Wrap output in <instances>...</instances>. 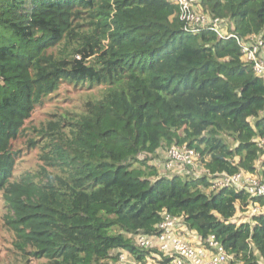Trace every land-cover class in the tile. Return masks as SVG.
Segmentation results:
<instances>
[{
  "label": "trees",
  "instance_id": "16d2710c",
  "mask_svg": "<svg viewBox=\"0 0 264 264\" xmlns=\"http://www.w3.org/2000/svg\"><path fill=\"white\" fill-rule=\"evenodd\" d=\"M200 4L241 38L264 30V0ZM62 84L102 92L48 123L41 169L17 173L13 141ZM263 108L264 80L235 41L185 32L170 0H0V199L40 264H146L157 258L133 236L157 234L164 212L214 235L229 264H264V199L237 222L250 197L209 189L221 174L264 179ZM172 145L204 174H160L153 161Z\"/></svg>",
  "mask_w": 264,
  "mask_h": 264
},
{
  "label": "built area",
  "instance_id": "2783aa9c",
  "mask_svg": "<svg viewBox=\"0 0 264 264\" xmlns=\"http://www.w3.org/2000/svg\"><path fill=\"white\" fill-rule=\"evenodd\" d=\"M170 1L177 6L178 19L183 23L185 32L197 34L206 29L219 39H233L241 59L251 64L254 74L264 80V30L241 38L224 19L204 13L201 0ZM261 116L264 117V108ZM255 142L259 148L264 149V139H256ZM197 160L198 154L194 150L185 145H172L165 152L162 167L165 171L178 168V173L188 174L194 171ZM225 187L244 191L250 197L247 209L249 216L261 213L262 207L253 203L252 199H264L263 178L239 172L234 175L221 174L210 180V191H219ZM157 227V234H137L133 236V241L139 248L152 249V256L160 261L165 259L164 264H226L229 260L224 247L214 235L202 239L186 228L179 218L164 212ZM124 254H119V261L124 260Z\"/></svg>",
  "mask_w": 264,
  "mask_h": 264
},
{
  "label": "rangeland",
  "instance_id": "374dc122",
  "mask_svg": "<svg viewBox=\"0 0 264 264\" xmlns=\"http://www.w3.org/2000/svg\"><path fill=\"white\" fill-rule=\"evenodd\" d=\"M101 92V88L90 92L85 88H77L62 84L48 103L33 112L30 119L25 122L22 134L13 141L14 150L19 151V156L15 164V171L17 173H24L25 171L31 173L38 172L42 165L40 160L42 154L40 147L45 141V136H41L40 131L46 130L47 124L58 120L60 115H77L81 113L85 101H87L89 97L91 98L92 95L99 98ZM32 141L35 142V145L31 144ZM165 152L166 149L162 148L159 150V156L153 161V164L157 165L159 168L160 174L166 172L162 167ZM139 158L142 159V156ZM261 160H264V156ZM195 164V169L192 171L194 172L193 174L199 176L203 175L204 170L199 160H197ZM175 172H179V169L176 168L169 171L168 174H176ZM7 213L8 209L4 205L3 200L0 199V264H40L39 261L29 258L28 254L18 249L15 233L5 219ZM250 217L248 211L238 213L236 215V221L249 222ZM156 261L158 260L148 259L146 264H158ZM117 264H135V262L133 258L125 255L124 260L118 261ZM226 264H229V262Z\"/></svg>",
  "mask_w": 264,
  "mask_h": 264
},
{
  "label": "crops",
  "instance_id": "0c3cea01",
  "mask_svg": "<svg viewBox=\"0 0 264 264\" xmlns=\"http://www.w3.org/2000/svg\"><path fill=\"white\" fill-rule=\"evenodd\" d=\"M175 173H178V172H175Z\"/></svg>",
  "mask_w": 264,
  "mask_h": 264
}]
</instances>
